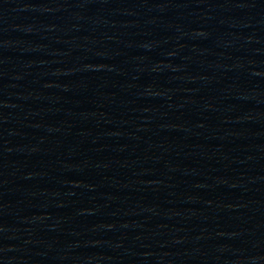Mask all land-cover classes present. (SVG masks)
<instances>
[{
  "label": "water",
  "instance_id": "1",
  "mask_svg": "<svg viewBox=\"0 0 264 264\" xmlns=\"http://www.w3.org/2000/svg\"><path fill=\"white\" fill-rule=\"evenodd\" d=\"M0 264H264V0H0Z\"/></svg>",
  "mask_w": 264,
  "mask_h": 264
}]
</instances>
